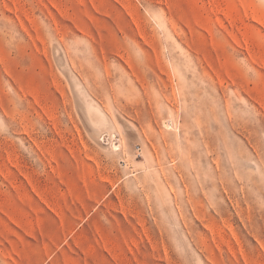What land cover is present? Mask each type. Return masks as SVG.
Instances as JSON below:
<instances>
[{"label": "rangeland", "instance_id": "1", "mask_svg": "<svg viewBox=\"0 0 264 264\" xmlns=\"http://www.w3.org/2000/svg\"><path fill=\"white\" fill-rule=\"evenodd\" d=\"M0 264H264V0H0Z\"/></svg>", "mask_w": 264, "mask_h": 264}, {"label": "bare ground", "instance_id": "2", "mask_svg": "<svg viewBox=\"0 0 264 264\" xmlns=\"http://www.w3.org/2000/svg\"><path fill=\"white\" fill-rule=\"evenodd\" d=\"M74 82V81H73ZM75 84V83H74ZM77 85V83L75 84ZM78 87V86H77ZM76 87V88H77ZM81 87V86H80ZM79 90V88H77ZM83 90V89H82ZM81 91V90H80ZM85 94V93H84ZM83 92H79L77 94V102L79 101V105L82 107L85 120H86V128L89 132V135L92 137H98L101 141H105L110 143L111 146H117L114 142V139L112 138V135L110 130L105 131L106 129H110V123L107 119V116L102 112L100 107H98L97 104L92 103V100L89 101L86 97L84 98ZM110 131V132H109ZM103 137V138H102Z\"/></svg>", "mask_w": 264, "mask_h": 264}, {"label": "built area", "instance_id": "3", "mask_svg": "<svg viewBox=\"0 0 264 264\" xmlns=\"http://www.w3.org/2000/svg\"><path fill=\"white\" fill-rule=\"evenodd\" d=\"M103 138V137H102Z\"/></svg>", "mask_w": 264, "mask_h": 264}]
</instances>
